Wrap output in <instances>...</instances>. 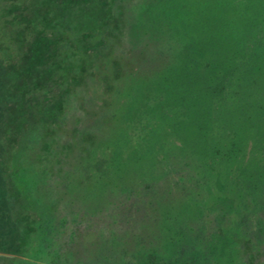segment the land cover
Here are the masks:
<instances>
[{
    "label": "rangeland",
    "instance_id": "obj_1",
    "mask_svg": "<svg viewBox=\"0 0 264 264\" xmlns=\"http://www.w3.org/2000/svg\"><path fill=\"white\" fill-rule=\"evenodd\" d=\"M109 6L125 43L98 28ZM184 27L200 44L180 46ZM143 85L164 94L148 102ZM145 111L151 129L107 161ZM228 132L258 159L264 0H0V264H149L135 247L166 260L173 239L193 242L186 264H227L194 241L245 212L221 197L226 157H207Z\"/></svg>",
    "mask_w": 264,
    "mask_h": 264
},
{
    "label": "trees",
    "instance_id": "obj_2",
    "mask_svg": "<svg viewBox=\"0 0 264 264\" xmlns=\"http://www.w3.org/2000/svg\"><path fill=\"white\" fill-rule=\"evenodd\" d=\"M153 3V2H151ZM12 7V6H11ZM109 6L106 9H103V13L100 15V23H99V30L102 28H105L110 33L109 37H114L119 39V41L122 43L124 42L122 33L125 31L127 24L120 22V17H117L116 19H113L112 16H110V8ZM112 8V7H111ZM11 10V9H10ZM117 10V9H116ZM201 26V25H200ZM185 29V27H184ZM193 29L190 30L188 27L185 29V34L182 38H180V46H185L183 41L196 39L197 44H200L198 41L199 39L196 38L194 35ZM197 30V27H195ZM202 30L198 27V31ZM96 38V40L101 39V35L99 36V33H96L95 35L90 36V38ZM135 40V39H131ZM182 41V42H181ZM189 42V41H188ZM85 50V49H84ZM147 73V72H143ZM169 73L161 74L162 76H165L164 80H168L166 78V75ZM148 75V74H147ZM179 77H187L185 74V70L180 69V73L178 74ZM150 75L147 76L149 80ZM155 77V76H154ZM168 77V76H167ZM153 80V79H152ZM154 80H158L157 78ZM203 80V79H199ZM127 89L130 90L129 85H126ZM160 86V85H159ZM150 87L152 89H150ZM149 88V89H148ZM142 90L147 91L150 97H148V102H155V99H159L164 94V90L160 88H154L152 85H143ZM160 96V97H159ZM142 105H145L144 102H142ZM141 106V104L139 105ZM138 106V107H139ZM137 107V108H138ZM132 108L133 105H132ZM134 109V110H137ZM149 112L142 113L139 116H141L145 120V125H143V122L140 121V134H133L134 137H132V134L129 135L127 138L122 137L119 141V145L111 144L110 148L112 149L110 157L107 159L110 160L115 155H120L119 160H124L122 157L126 154H128L134 146L135 142L139 139H142L144 135L151 129V123L149 118ZM119 115V114H118ZM137 116V114H136ZM135 116V117H136ZM118 117V116H117ZM131 120V119H130ZM132 121V120H131ZM130 123V121H129ZM134 124V121L132 122ZM136 124V123H135ZM235 132L231 133L228 132L222 141L210 145L209 147V157L211 161L214 163L215 158L219 157H226L228 160L226 164L225 172L222 175V184H223V192L221 193V197L223 198H237L239 201H241L242 206L245 209V212L242 214H235L233 217V226L226 228L225 226L216 225L214 222L215 220L212 219L211 226H210V233H209V239L205 238V235L203 233L199 234V236H196L194 241V250L196 254L201 253L203 254L206 252L205 245H207V242L211 245H213L216 248H224V256L226 258L225 261L227 264L231 263L229 261L238 260L240 261V264H255L254 262L262 257L264 254V241L260 244L254 243L255 239H258L259 237H262L264 239V145L261 144V146H258L257 151L253 156L258 157L256 161L254 159H250L251 155L249 156V153L253 150L248 151V154L246 153L245 149V143L249 139L248 136H244L243 134L239 137H235ZM248 137V138H245ZM262 140L264 142V135L262 137ZM123 147L127 148L126 152H123L121 149ZM131 149V150H130ZM119 152H123L121 155ZM223 155V156H222ZM106 161V162H107ZM126 161L124 162V164ZM102 166L98 169L100 171L102 167L105 166V162L101 163ZM107 164V163H106ZM178 175L181 177V175L178 173ZM216 177H221L220 174L216 175ZM251 208V209H250ZM257 208V210H253ZM51 217L48 213H43L40 215V224L37 227L43 228L40 233L42 234L46 230H49L51 227ZM214 227H213V226ZM214 230L217 231H224V236L217 239V241H214ZM36 229V230H37ZM206 234V233H205ZM207 237V236H206ZM208 238V237H207ZM48 244L47 246L51 245ZM187 244L193 245V242H190L189 239H185L184 243H181V240L175 241L170 240L167 245L169 246L167 248V256L166 260L161 259V256L158 255L157 252L153 251V249H148L143 246L135 247L138 249V253L141 255H144L145 257H148V262L151 264V262L154 259H161L163 260L165 264H186L188 263L187 260V253L186 248ZM44 245L41 247L43 248ZM41 251V250H40ZM157 253V254H156ZM195 254V255H196ZM47 256V255H46ZM40 257V256H39ZM42 257V256H41ZM36 258V257H35ZM37 259V258H36ZM45 260V263H51L49 258H45V256L42 258ZM54 260V258H53ZM197 260V258H196ZM222 262V263H223ZM57 263V262H55ZM203 260H197L196 264H202Z\"/></svg>",
    "mask_w": 264,
    "mask_h": 264
}]
</instances>
